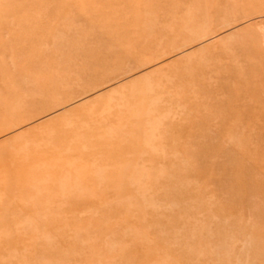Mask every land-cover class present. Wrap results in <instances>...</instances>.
<instances>
[{"label": "rangeland", "instance_id": "obj_1", "mask_svg": "<svg viewBox=\"0 0 264 264\" xmlns=\"http://www.w3.org/2000/svg\"><path fill=\"white\" fill-rule=\"evenodd\" d=\"M0 264H264V0H0Z\"/></svg>", "mask_w": 264, "mask_h": 264}]
</instances>
